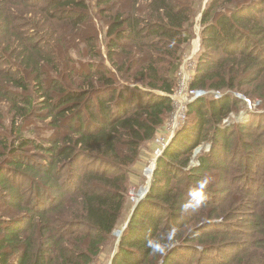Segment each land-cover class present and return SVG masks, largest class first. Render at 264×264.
Here are the masks:
<instances>
[{
    "label": "trees",
    "instance_id": "trees-1",
    "mask_svg": "<svg viewBox=\"0 0 264 264\" xmlns=\"http://www.w3.org/2000/svg\"><path fill=\"white\" fill-rule=\"evenodd\" d=\"M195 1L0 0V264H95L122 220L128 169L174 111ZM263 8L264 0H210L204 10L192 87L221 97L187 110L193 118L156 161L110 264H194L190 247L196 264H264L260 197L253 219L237 224L256 231L249 240L216 222L249 207L243 196L228 212L217 204L230 196L220 180L238 181L239 165L256 169L229 160L239 149L264 154L258 113L226 126L244 109L234 94L264 110ZM202 144L211 148L191 166Z\"/></svg>",
    "mask_w": 264,
    "mask_h": 264
},
{
    "label": "rangeland",
    "instance_id": "rangeland-1",
    "mask_svg": "<svg viewBox=\"0 0 264 264\" xmlns=\"http://www.w3.org/2000/svg\"><path fill=\"white\" fill-rule=\"evenodd\" d=\"M37 2L39 4L44 5L45 0H37ZM209 2H210V0H196L194 2V7H193V11H194V19H193V22H194V24H193L194 39L191 41V43L188 45V47L185 48V50L183 52L182 62L180 64V67H179L178 71L176 72V75L174 78L175 79L174 92H173V94L169 95V97H171V99L173 101L174 112L171 113L170 116H168V118H167V120L163 126L164 128L162 127L160 129L156 139H154V141H150L146 145H144V147L141 150V153H140L138 160L136 161V163L133 166H131L128 169V191H127V197H126L127 204H126L125 209L123 211L122 220L119 223L117 229L114 231V233L112 235L111 242L104 248L103 253L97 258L95 264H110L111 263L112 257L116 251L115 248L117 247L118 239L120 238L121 233L123 232L125 226H127L128 222L131 218V213L133 211L134 206L136 205L137 201L140 199V197H139L140 192L142 193L144 190L147 191L148 189H150L147 187H149V184L151 186L152 179L149 178V175L147 174V170L155 163V160L157 159V150L160 148V144L158 143V141H160V139H164L168 135V130L170 128V122L172 120H174L173 114H175V112L178 110L179 105L182 103L183 109L186 108V111H187L189 109V107L193 104V103L189 104L186 107L184 104V101L188 100L191 97L190 90H197V89H193L192 83L194 82V79L197 76V72H198V55H199V52L201 50V33H202L201 32L202 31L201 21L203 18V12L207 8ZM93 5H94V3H93ZM99 18H100V16L97 15L96 19H99ZM96 22L98 23V20H96ZM98 42H99V45L101 46V50L103 52L105 39H104L102 34H100L98 36ZM103 57L106 59V55L104 52H103ZM105 66L111 68V66L108 62H106ZM130 86H134V84L131 83ZM204 92H206L205 97H209V96L214 97V96H216L215 94H217V92L214 90L213 91H209V90L205 91L204 90ZM234 96L237 98V100H239V101L241 100L242 102H244L243 103L244 109L238 115H233L232 119L229 118L228 120H226V122H227L226 126H229L230 123H232V122L238 123L240 125H246L249 122H252V120L254 119V117L252 118V116L256 115L255 113L259 114L256 116L255 120H259L258 118H260V123L264 124V117H260L261 115L264 116V110H262V108H261V105H262L261 100H259V99L249 100L245 97L240 98L242 96L240 94H234ZM190 100L191 99H189V101ZM192 118H193V116H190L187 113L185 116V123L182 126V128L185 126L186 123L191 121ZM171 125H172V123H171ZM256 131H258V130H256ZM262 132H264V128H263ZM210 148L211 147L209 144H202L199 147H197L194 150L195 157H193V160L191 162V166H195L197 164L196 159L202 154L203 151L207 152ZM240 152H242V151L239 149V158L237 160H235L234 156H233V159L229 160V165L230 166H236L238 164V162H240L241 160H246L245 163H247L249 165V161H250V163H253L255 165L256 169H253V173L250 174V173H248L249 171L246 170L245 166L239 165V170L235 169V172H234L235 176H237V174H240V176L237 177L238 181H237V179L234 178L233 173H232V175L226 177L227 183H222V180H220L218 183V187H217V188H219L218 192H221L225 188H230V196L227 194L222 196V197L228 196V198L225 200H222L220 202H217V204H220V206L225 209V212H228L232 208H237L238 202H239V197L243 196L242 197L243 199L248 200V203H249L248 210L246 211V214L244 215V217L231 219V217H229V215L235 216L234 215L235 213L230 212L231 214H229L226 218L216 220V222L224 224L225 226H229V227H232L233 229H235L236 230L235 232L239 233V235L235 234L234 236L237 238L241 237V240L244 241L246 239L249 240L250 237H254L256 235V231H252L250 228L246 227V225H240L241 227L238 228L237 224L242 223L244 219H246L247 222H248L249 218L253 219L252 217H250L251 211L256 210L261 205L260 202L256 201L257 197H260L261 202L264 201V191L261 192V188L259 186V184L261 182L264 183V154L256 152V153H253V154H255L253 156L249 155V157H244L243 155L240 154ZM84 164H85V162H81V168H83L85 166ZM258 167H261V168H258ZM245 175L247 177H249V179H247L245 177ZM181 178H183V177H181ZM240 178H242V179H240ZM150 180H151V182H150ZM262 186H263L262 188H264V184ZM148 192H149V190H148ZM144 194H142L141 196H143ZM146 195L144 196V198L146 197ZM217 196H218L217 198H222V197H219V195H217ZM208 202H209L208 204H210V206H211L214 203V199L213 198L209 199ZM228 222H230V223L226 225V223H228ZM118 234H120V235H118ZM241 234H243V236H241ZM229 241H231V239H229ZM188 249L191 251H186V252H188L186 254L190 253L193 256V259L191 258L190 262L193 261L194 264H196L197 259L200 258V254H198L195 251L196 250L195 247H194V249L192 247H190ZM235 250L236 249L234 247H232V248H229V249H226L223 251L227 252V254H231ZM210 256H209V258H210ZM212 257H215L217 262L223 261L221 259V256H219L218 254H216L215 256H212Z\"/></svg>",
    "mask_w": 264,
    "mask_h": 264
},
{
    "label": "built area",
    "instance_id": "built-area-1",
    "mask_svg": "<svg viewBox=\"0 0 264 264\" xmlns=\"http://www.w3.org/2000/svg\"><path fill=\"white\" fill-rule=\"evenodd\" d=\"M191 93V97L189 99H191L189 101L186 100L184 101L185 106L187 107V105L194 103L195 101L205 98L206 92H204L203 90H190ZM215 94L216 96H214L216 99L221 97V94ZM174 98V97H173ZM242 98V97H240ZM174 112V111H173ZM187 114L186 108L183 109V104L181 103L178 107V110L175 112V114H173V119L170 122V128L168 130V135L164 138V139H160V141H158V143L160 144V148L157 150V159L163 154L164 149L168 146V144L171 142L172 138L174 137L175 133L182 128V126L185 123V116ZM172 123V125H171ZM227 123V122H226ZM156 161V160H155ZM156 165V162L151 166V167L147 170V172H150V176L149 178L151 179V177H153L154 174V168ZM151 169V171H150Z\"/></svg>",
    "mask_w": 264,
    "mask_h": 264
},
{
    "label": "water",
    "instance_id": "water-1",
    "mask_svg": "<svg viewBox=\"0 0 264 264\" xmlns=\"http://www.w3.org/2000/svg\"><path fill=\"white\" fill-rule=\"evenodd\" d=\"M158 159H156V161H157ZM155 161V162H156ZM155 166V168H156V165H154ZM155 168H154V170H155ZM151 179H152V177H151ZM150 182H151V180H150ZM148 188H150V184H149V187ZM149 190V189H148ZM148 190L145 192V194L143 195V196H139L140 197V199L137 201V203H136V205L134 206V210L137 208V206H138V204L140 203V201L144 198V196L147 194V192H148ZM133 210V211H134ZM128 225V224H127ZM126 227L127 226H125V228H124V230L126 229ZM124 230H123V232H124ZM123 232L121 233V235H120V238L118 239V242L120 241V239H121V237H122V234H123Z\"/></svg>",
    "mask_w": 264,
    "mask_h": 264
},
{
    "label": "bare ground",
    "instance_id": "bare-ground-1",
    "mask_svg": "<svg viewBox=\"0 0 264 264\" xmlns=\"http://www.w3.org/2000/svg\"><path fill=\"white\" fill-rule=\"evenodd\" d=\"M151 169H152V167H151ZM151 169H150V171H151ZM147 174L150 176V172H149V171L147 172ZM147 188H148V187H147ZM144 191H145V190H144ZM144 191H143L142 193L140 192V195H142V194H144V193L146 192V191H145V192H144ZM118 235H120V234H118Z\"/></svg>",
    "mask_w": 264,
    "mask_h": 264
}]
</instances>
